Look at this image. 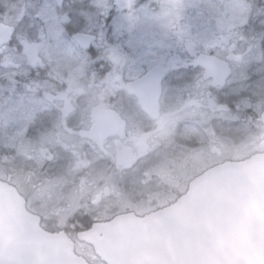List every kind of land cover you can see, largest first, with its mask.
<instances>
[{"label":"rangeland","instance_id":"1","mask_svg":"<svg viewBox=\"0 0 264 264\" xmlns=\"http://www.w3.org/2000/svg\"><path fill=\"white\" fill-rule=\"evenodd\" d=\"M94 2L97 6H103L107 0H94ZM122 2L128 5L131 0H122ZM206 2L209 3L210 0ZM208 3L204 0H144L143 7H138L134 15L129 14L125 26L134 30L137 44L145 59L156 65L162 63L161 53H168L177 46L178 42H182V47L188 48L195 54V59L200 55L212 57L207 54V50L214 49V54L221 58L233 56L234 60L243 59L245 67H248L249 59L264 62V54L253 57L244 45H240L236 52H233L230 46L226 52L224 51L229 40L236 39L232 30L248 18L249 5H252L253 15L261 11L255 7V0H215L216 6L214 3L212 5ZM31 5H36L37 9L41 5L45 6L41 9L44 13V21H37L38 27L35 30L32 28L21 31L17 27L16 40L19 47L6 48L4 56L0 57V180L20 188L29 200L31 212L43 217L42 226L45 230L59 232L69 228L61 221L64 219L61 204L66 202L73 204L76 199L75 194L77 197L80 194V180H75V186L62 189L57 182L42 184L41 180L34 179L35 166H41L46 138L40 135L34 139L30 136L35 131V123L43 106L38 95L30 94L26 81L29 69L41 67L37 62L38 59L42 61V65L47 63L46 66L55 70L57 74L62 60L78 62L79 66H69L68 72L72 70L70 74L74 73L80 78L85 74L82 69L87 65V61L81 58V54L77 51L59 50L55 46L56 42L64 40L66 35L62 30L63 21L57 18L56 8L50 0H0V22L13 27L14 21L11 19L5 21L3 16L18 19L25 7L28 12H33ZM94 16L95 12L92 11V17ZM247 35L251 36L250 33ZM105 57L113 65V70L107 73L108 75L101 76L92 70V107L103 104L105 90L108 88L111 91L122 90L127 82L137 78L139 71L135 59L125 61L111 52L105 53ZM112 74L113 79L110 83L109 76ZM95 75L100 80L96 79ZM197 75L194 76L192 84L186 85L188 89L189 85L191 87L196 85ZM232 81L239 82L236 77ZM164 93L165 111L158 128L163 129L165 128L163 124L167 125L160 140L154 143V152L151 151L149 156L154 159L153 154H158L165 161L161 163L154 159L153 162L149 157L145 160L149 166L147 169L164 183V193H172V197L168 196L166 200L160 197L161 203H173L178 198V194L176 196L174 191L183 194L185 187L213 164H222L229 157L233 160H245L252 155L250 153L254 155L264 153V142L259 146L255 145L261 139L264 140V130H260L259 124H254V127L248 130L242 126L243 121L240 120L239 125L237 117L232 118L228 114H218L216 120L211 119L206 114L192 110L191 105L194 101L186 100V93L177 92L167 84ZM254 97H258L260 105H264V89H254ZM125 103L128 105L127 110L133 111L130 103ZM257 107L259 108V105ZM187 125H191L194 130L198 128L197 126L200 127L195 146L188 145L181 138L183 137L181 133ZM158 128H155L154 138L157 136ZM152 129L153 126L144 121V134L153 132ZM189 138L193 139L192 136ZM149 144L152 142L149 141ZM93 170L95 168H92ZM134 174H131L133 179L123 180L128 185L122 186V201L119 204L113 202L107 205L100 215L102 219H109L113 214L129 210L144 214L140 212L146 209L137 208L140 203L138 200L143 196L141 193L135 194L137 189L141 191L139 182L142 178H137L135 176L137 174ZM154 181L152 178L151 182ZM113 193L119 198L118 189ZM77 254L92 260V251L89 249L80 247Z\"/></svg>","mask_w":264,"mask_h":264},{"label":"water","instance_id":"2","mask_svg":"<svg viewBox=\"0 0 264 264\" xmlns=\"http://www.w3.org/2000/svg\"><path fill=\"white\" fill-rule=\"evenodd\" d=\"M52 1L60 8L61 0ZM12 31L0 22V56ZM200 58L204 79L214 87L231 77L228 64ZM128 92L149 119H160L162 85L137 80ZM96 116L103 130L109 118L116 131L125 128L114 113ZM261 123L264 127V115ZM78 241L102 264H264V153L219 165L194 179L169 207L143 218L126 214L95 224ZM0 264L89 263L64 232L44 231L18 191L0 181Z\"/></svg>","mask_w":264,"mask_h":264},{"label":"flooded vegetation","instance_id":"3","mask_svg":"<svg viewBox=\"0 0 264 264\" xmlns=\"http://www.w3.org/2000/svg\"><path fill=\"white\" fill-rule=\"evenodd\" d=\"M50 2L56 8V5L51 0ZM76 2H78V0H63L65 5ZM123 3L125 4V2ZM66 10L70 9L56 8L55 14L58 16V19L63 21L62 30L67 36L68 33L64 27V22L67 23V17L62 14ZM260 10L263 11L264 9ZM80 15L91 19L92 11L84 10L80 12ZM37 27L36 24V28L34 26L32 30L37 29ZM45 41L46 39L43 40V44ZM201 56L202 55L194 60V63L198 65L196 69L198 81L195 86L191 87L189 85V90L193 93L203 92L207 94L209 89L219 87H214L212 80L206 81L204 79L205 69L201 63ZM212 56L228 64L231 70V77L228 81H232L235 77L239 81L234 85L236 90L239 91L243 87L254 96V89L248 88L245 83L249 73V66L245 67L243 59L237 58L234 60L233 56L221 58L215 54H212ZM37 62L41 67L29 69L26 83L27 87L30 88V94L38 95L41 98L43 107L41 114L37 117L35 131L32 132L30 136L35 139L41 135L43 138H46V141L43 144L44 154L41 159V166H35L33 177H35L34 179L36 180H41L42 184L57 182L62 189L75 186V180H80V194H78V197L75 194L76 199L73 204H69L68 202L61 204V209L64 211V219L61 221L64 226H69L68 229L61 231L65 232L72 241H78L79 234L89 231L95 224L108 223L116 217L126 214H135L137 217L142 218L170 206L172 202L161 203L160 197L166 200L168 196L170 198L172 197V193H164V183H161L160 178L147 169L149 166L145 161L148 157L151 158L153 162L154 159L161 163L165 161V159H161L158 154H153L154 159L149 156L151 151L154 152V143L160 140L167 125L165 123L163 124L165 128H158V126L161 125L160 122L165 111L163 106L166 100L164 95L165 84L162 85L160 119L158 121H152L141 110L137 97L128 92V85L136 82L138 80L137 78L127 82L125 87L120 91H111L108 88L104 92L103 104L101 106L92 107V69L88 61L87 65H84L82 69L85 72L84 75H81L83 78H80L74 73L70 74L72 70L68 72V67H78V62L62 60V64H59L57 70L59 74H57L55 70L49 69V67L46 66L47 63L42 65L40 59H38ZM67 62L71 63L67 64ZM96 73L101 76L98 72ZM97 75H95V78L100 80ZM109 79L111 83L113 74L109 76ZM193 79L194 77L187 85L192 84L194 82ZM34 86H36V88ZM186 100L192 99L186 98ZM192 101H194V103H192L191 107L196 113L206 114L211 119L215 118V120L218 114H228L232 116V118L239 117L238 124L240 125V120L243 121L242 126L246 129L250 130L254 127V116L248 118L243 109V106L247 104L246 99L241 101V110L239 112L233 109L231 113H229L223 105H216L211 101H209L207 105L202 101ZM125 102L130 103L133 111L127 110L128 105ZM99 111L116 114L125 124V128L116 131V125L112 118H109L108 124L104 125L105 129L103 130L96 116ZM242 113H244L245 116ZM144 121L153 126V132L148 135L144 134ZM197 127L198 128L194 130L191 125H187L182 131L181 135L183 137H180L188 145H197V131L200 130V127ZM155 128H158L156 138H154L156 134ZM190 136H192L193 139H190ZM149 141H151L152 144H149ZM251 154L254 155V153H250V155ZM173 159H175V157ZM239 161L242 160H233L229 157L228 160L222 162V164L225 162ZM218 165H221V163L213 164V166L211 165L209 168L207 167L205 172ZM92 168H95V170L92 171ZM134 172H137L135 173L137 175H135ZM131 174H134L137 178H142L141 182L138 181L141 191L137 189L135 193L136 195H140L141 193L143 196L142 199H137L140 202L137 208H144L147 212L143 211L140 213L144 214H137L129 210L113 214L109 219H102L100 215L107 205L113 202L119 204L122 201V186L127 184L126 181L124 183L123 180L126 178L129 180H131V178L133 179ZM152 178L155 180L154 182H151ZM188 186L189 184L185 187L183 194L174 191L176 196L178 194V198H176L174 202L186 193ZM16 188L17 190L19 189L18 187ZM126 188L131 190L128 186H126ZM117 189L120 194L119 198L115 197L113 193L116 192ZM19 190L18 192L21 194ZM161 193L162 195L160 196ZM175 195L173 198L176 197ZM23 197L27 203V210L31 214H35L31 212L28 198L26 196ZM43 205L44 201L42 206ZM84 214L90 217V226L87 227L86 230L75 229L76 225L79 224L73 221V216H81ZM39 217L41 218V224H43V217Z\"/></svg>","mask_w":264,"mask_h":264},{"label":"snow or ice","instance_id":"4","mask_svg":"<svg viewBox=\"0 0 264 264\" xmlns=\"http://www.w3.org/2000/svg\"><path fill=\"white\" fill-rule=\"evenodd\" d=\"M143 5L144 0H131L127 6L122 0H107L103 6H97L94 0H78L76 3L67 5L61 0L59 7L70 9L62 13L67 17L64 27L68 35L64 40L56 42L55 46L59 50L72 49L79 52L81 58L89 62L91 69L100 75H105L113 70V65L105 58V53L111 52L114 56L125 61L135 59L139 66L137 79L142 83L167 84L177 92L186 93L188 99L202 101L205 105L209 101L216 105H223L229 113L233 109L239 112L241 101L246 99L247 104L243 106V109L248 118L254 115L257 117L264 115V105H260L258 97L252 96L243 87L237 91L234 87L237 83L235 81H228L219 88L209 89L207 94L191 92L186 85L196 75L198 65L194 63L195 54L188 48L182 47V42H178L177 46L168 53H161L162 63L156 65L148 62L139 49L134 30L125 26L129 14L134 15L136 9ZM31 7L34 9L33 12H28L25 7L18 19L3 16L5 21L9 19L14 21L13 31L8 34V38L4 42L5 47H19L16 40L17 27L21 31H28L37 21H44V13L41 9L45 6L41 5L39 9L36 5H31ZM255 7L264 9V0H255ZM251 8L250 4L248 18L245 22L232 30L236 39L229 40L228 45L225 46V52L229 46L233 52H236L240 45H244L253 57L257 54H264V11H258L253 15ZM84 10L94 11L95 16L90 20L86 19L80 15V12ZM26 16L27 19H25ZM248 33L251 36L247 35ZM214 51V49H208L207 54L212 55ZM248 66L249 73L245 81L247 87L264 89V62L249 59ZM72 219L85 230L91 223L87 214L73 216Z\"/></svg>","mask_w":264,"mask_h":264},{"label":"trees","instance_id":"5","mask_svg":"<svg viewBox=\"0 0 264 264\" xmlns=\"http://www.w3.org/2000/svg\"><path fill=\"white\" fill-rule=\"evenodd\" d=\"M209 1V0H208ZM204 2L205 3H208V2H206V0H204ZM209 3H211V5L214 3L215 4V0H210V2ZM208 3V4H209ZM215 6H216V4H215ZM254 124H259L258 126H259V128H260V130L262 129V130H264V127L262 126V124H261V120H260V117H257V116H255L254 115ZM259 130V129H258ZM263 142H264V140H262L261 139V141L259 142V143H255V145L256 146H259L261 143L263 144ZM258 154V153H257ZM75 229H79V230H81L82 228L79 226V225H76V228ZM80 247H84V248H86V249H89L90 250V248H88V247H86V246H80ZM78 249H80V248H78ZM91 251V250H90ZM88 262L90 263V264H100V262H99V260L94 256V254H93V252H92V260H88Z\"/></svg>","mask_w":264,"mask_h":264}]
</instances>
